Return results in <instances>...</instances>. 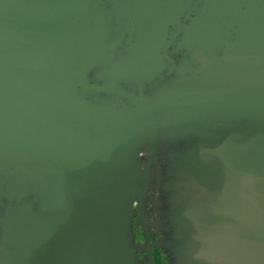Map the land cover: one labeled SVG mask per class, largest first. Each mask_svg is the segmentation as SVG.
Segmentation results:
<instances>
[{"label": "water", "instance_id": "obj_1", "mask_svg": "<svg viewBox=\"0 0 264 264\" xmlns=\"http://www.w3.org/2000/svg\"><path fill=\"white\" fill-rule=\"evenodd\" d=\"M197 2L181 37L195 65L128 106L82 92L138 77L143 56L155 58L143 72L160 70L162 32L138 33L96 86L109 14L98 0H0V168L14 165L9 184L38 204L11 217L27 264H136L139 151L168 129L196 139L166 184L177 263L264 264V0Z\"/></svg>", "mask_w": 264, "mask_h": 264}, {"label": "flooded vegetation", "instance_id": "obj_2", "mask_svg": "<svg viewBox=\"0 0 264 264\" xmlns=\"http://www.w3.org/2000/svg\"><path fill=\"white\" fill-rule=\"evenodd\" d=\"M98 1L109 13L105 18L108 29L103 40L106 51L104 56L97 58L104 66L97 65L89 70V82L96 86H109L108 65L122 60L141 32L163 33L153 43L154 49L159 51L161 68L148 76L150 72H143L147 71L145 65L155 58L143 56L138 67L144 70L138 77L129 73L115 80L108 90H84L82 93L91 102L119 99L130 106L134 96L141 93L153 98L176 78L179 65H195L192 51L182 46L181 37L200 7L197 0ZM194 144L196 139L191 134L168 129L155 137L152 146L147 141L139 151L142 168L146 162L148 165L143 185L145 193L140 203L137 200L132 202L130 210L129 237L135 248L136 264H178L176 255L182 243L168 218L172 190L167 189L166 184L175 175L178 155ZM11 169H15V166L0 168V264H27L20 242V236L25 235L16 232V229L14 231L11 217L21 206L36 212L38 204L32 193L19 195L15 189L17 186L9 184Z\"/></svg>", "mask_w": 264, "mask_h": 264}]
</instances>
